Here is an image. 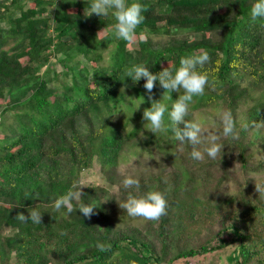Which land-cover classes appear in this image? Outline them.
Here are the masks:
<instances>
[{
  "label": "trees",
  "instance_id": "16d2710c",
  "mask_svg": "<svg viewBox=\"0 0 264 264\" xmlns=\"http://www.w3.org/2000/svg\"><path fill=\"white\" fill-rule=\"evenodd\" d=\"M139 2L136 35L145 39L127 48L110 39L114 17L85 16L90 0H62L51 16L58 0H0V264H181L230 246L226 264H264V180L246 179L264 171V158L252 153L264 140V19L251 18L254 0ZM153 35L167 38L153 42ZM201 50L210 57L202 69L208 84L186 119L231 111L236 138L220 135V124L222 152L194 161L170 133L147 130L144 79L124 76L139 63L174 73L181 57ZM164 91L156 82L152 100ZM142 151L160 157L162 171L138 177L141 190L163 191L168 200L166 214L143 231L116 226L127 215L122 187L115 195L100 184L81 186L85 203L107 200L89 218L76 211L79 202L71 214L54 209L95 158L111 179L120 161ZM231 174L246 187L226 195ZM35 206L41 224L15 218Z\"/></svg>",
  "mask_w": 264,
  "mask_h": 264
},
{
  "label": "clouds",
  "instance_id": "9594fccd",
  "mask_svg": "<svg viewBox=\"0 0 264 264\" xmlns=\"http://www.w3.org/2000/svg\"><path fill=\"white\" fill-rule=\"evenodd\" d=\"M143 5L139 0H90L88 13L85 16L96 14L98 16L114 17V31L117 39L132 42L136 36L137 28L144 21ZM250 16L253 20L264 19V0H254L250 9ZM144 41L143 34L140 36ZM207 51L201 50L199 54H192L181 57L179 67L173 73L168 67L157 73L149 71L145 63L133 64L125 72V77L131 78L133 84L144 79L143 88L148 93L151 106L143 112L142 119L147 122V130L152 133L168 132L178 143V146L191 148L189 158L194 161H201L205 157L215 159L217 154L222 152L224 144L219 142L220 136L215 132H206L199 122L186 119L189 114V106L193 97L204 94L205 86L208 84V75L202 69L209 62ZM124 80V79H123ZM122 80V81H123ZM156 82L165 91L162 98L152 100V89ZM183 90V94L172 99V93ZM168 93L169 104L162 102L164 94ZM122 111V110H121ZM133 114V113H132ZM222 125L220 135L223 137L236 138L235 123L231 111H223L219 117ZM183 127H180V125ZM81 184L73 183L72 186L62 195L57 196L53 201V207L59 211L63 209L66 214L73 212L74 203L79 202L78 210L85 218L95 214L94 210L107 200L88 199L85 203L82 198ZM124 191V198L119 207L131 218H143L145 221H155L165 215L168 208V200L165 193L157 189L141 190L140 179L134 174L124 175L121 181ZM31 209V211H29ZM28 216L17 213L15 218L20 222L31 221L33 224H41L42 212L35 207L28 208ZM102 249V245H97Z\"/></svg>",
  "mask_w": 264,
  "mask_h": 264
},
{
  "label": "rangeland",
  "instance_id": "374dc122",
  "mask_svg": "<svg viewBox=\"0 0 264 264\" xmlns=\"http://www.w3.org/2000/svg\"><path fill=\"white\" fill-rule=\"evenodd\" d=\"M60 1L58 0V4L54 8V10H51V12L48 13L49 16L53 14V12H60ZM29 4V3H28ZM105 34V30L102 29L99 33L100 36H103ZM141 35H136L132 42H126L124 40H119L120 47H127L131 48L134 45H137V41L140 39ZM110 39H116L115 31L111 34ZM188 37H190L188 35ZM153 42H159L160 40H164L167 38L165 35H153L152 37ZM113 46V42H111L108 45V48L103 51L104 57L108 55V50ZM50 66L54 67L57 72L61 71V66L59 63H56L53 59H50L49 62ZM48 65V64H47ZM46 65V66H47ZM246 108V105H242L237 109V116L238 118H242L244 116L243 110ZM203 115L205 118V122H199L202 126V128L206 132H214L216 129L220 128V120L219 115L217 114H211L210 111H203ZM193 118L197 119L198 116L195 114L193 115ZM2 137V133L0 132V138ZM252 151L253 155L256 158H264V140L258 139L255 143V146ZM232 169V168H231ZM160 172L162 171L161 168V159L157 155H151L148 152L142 151V153L139 154L137 157L128 156L127 158L123 159L119 162V166L117 167L115 173L112 174L111 179H108L107 176L104 174L102 169L100 168V163L97 158L94 159L93 164L91 167L84 169L81 172V185H86L89 183H95L100 184L101 186H104L108 193L110 194H117L120 187H121V181L124 178V175L127 174H134L137 177L145 176L146 174L153 173V172ZM235 177V174H234ZM235 179V180H234ZM250 182H259L264 180V171L260 173H252L250 172L248 174V177L246 178ZM246 187L245 178L240 177V175L237 174L236 178H232V174L230 175V180H227L224 182V186L222 188L223 194L229 195L232 193H236L239 190H243ZM225 190V192H224ZM220 196L221 193H220ZM147 221H145L143 218H131L128 215H125V217H122L121 219L116 220V226L123 229L127 227H136L138 229H141L142 231L146 229ZM208 233L206 231L202 232V237L206 238L208 237ZM232 250V246L226 248L225 250H216L214 252H211L207 254L206 257H196L190 259L188 262H182L181 264H226V256L227 254Z\"/></svg>",
  "mask_w": 264,
  "mask_h": 264
}]
</instances>
